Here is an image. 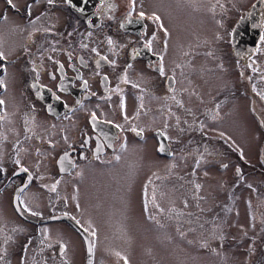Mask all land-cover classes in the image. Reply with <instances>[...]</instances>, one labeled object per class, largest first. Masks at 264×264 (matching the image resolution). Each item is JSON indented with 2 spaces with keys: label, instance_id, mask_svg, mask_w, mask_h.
<instances>
[{
  "label": "flooded vegetation",
  "instance_id": "af4514ba",
  "mask_svg": "<svg viewBox=\"0 0 264 264\" xmlns=\"http://www.w3.org/2000/svg\"><path fill=\"white\" fill-rule=\"evenodd\" d=\"M145 1L133 6L131 0H0V264L25 258L24 264H32L30 257L68 253L61 240L67 235H59L67 229L80 239L83 264L87 236L91 263L90 232L72 213V182L84 170L127 162L140 146L160 164L172 160L179 136L168 130L180 128L185 115L195 117L198 83L210 99L218 97L203 105L207 113L217 103L226 114L232 96L231 104L264 128V0H247L214 36V42H224L233 78L214 68L222 57L212 53L211 42L205 54H196L195 45L210 41L212 29L199 30L184 46H174L169 36L165 43L162 0H148L154 7L143 6ZM153 15L159 20L149 19ZM240 16L241 26L232 31ZM5 77L17 80L7 111ZM247 203L251 222L254 209Z\"/></svg>",
  "mask_w": 264,
  "mask_h": 264
},
{
  "label": "rangeland",
  "instance_id": "374dc122",
  "mask_svg": "<svg viewBox=\"0 0 264 264\" xmlns=\"http://www.w3.org/2000/svg\"><path fill=\"white\" fill-rule=\"evenodd\" d=\"M246 1L162 0L165 43L169 36L168 42L184 46L199 30L212 29L210 41L195 45L196 54H205L211 42L212 53L222 57L214 68L226 70L233 78L224 42H214V36ZM142 5L156 3L147 0ZM4 80L7 111L14 105L11 97L16 95L17 80ZM232 85L229 82V88ZM196 90L195 117L185 115L180 128L168 130L169 135L179 136L171 146L177 153L172 160L164 158L160 164L161 159L148 158L140 146L127 162L84 170L72 182L70 203H76L72 213L90 232L91 264H245L246 260L264 264V162L260 160L262 152L264 160V128L243 107L231 104L232 96L227 97L226 114L220 113L217 103L207 113L203 105L218 97L206 96L202 82ZM207 131L222 135L210 137ZM210 155L216 158L208 160ZM218 162H223L222 167ZM247 200L255 211L251 222ZM59 235H67V240H61L67 243L68 253L30 257L32 264H83L80 239L73 237L71 229L60 230ZM71 246L78 251L71 252Z\"/></svg>",
  "mask_w": 264,
  "mask_h": 264
},
{
  "label": "snow or ice",
  "instance_id": "6c2138e0",
  "mask_svg": "<svg viewBox=\"0 0 264 264\" xmlns=\"http://www.w3.org/2000/svg\"><path fill=\"white\" fill-rule=\"evenodd\" d=\"M51 2H52V0H49V3H51ZM8 3L11 4V3H12V0H8ZM131 3H132V5L134 6V4H135V0H131ZM131 14H132V13H131V11H130V12H129V15L131 16ZM144 17H145V13L140 12V13H139V18H140V19H143ZM149 19H153V20H157V21H158V20H159V17H156L155 15H153V16L149 17ZM261 41L264 42V36L261 37ZM109 43H111V41H109ZM146 47L151 48V41H148V42H147ZM93 51H95V49H93ZM2 58H3V56H2V54H0V59H2ZM129 67H131V65H129ZM160 72H161V74L163 75V68L160 69ZM105 79H106V78H105ZM125 82H127L126 79H125ZM0 103H3V101H0ZM121 106L123 107V101L121 102ZM92 119H93V120L96 119L95 114H93ZM109 123H110V122H109ZM117 127H119V125H117ZM133 131H135V129H133ZM16 163L19 164V161H16ZM68 163L71 164V161L69 160ZM20 171H21V172H24V173H27V172H28V169H27V168H21ZM29 179H31V176H29ZM55 187H56L55 185H52L51 190H52V191H55ZM19 191L22 192L23 189H19ZM21 204H23V201H21ZM24 210H25V211H28L27 208H25ZM32 215H38V213L33 212ZM86 231H87V230H86ZM92 235H94V232L92 233ZM117 255H119V254L117 253Z\"/></svg>",
  "mask_w": 264,
  "mask_h": 264
},
{
  "label": "water",
  "instance_id": "95a60500",
  "mask_svg": "<svg viewBox=\"0 0 264 264\" xmlns=\"http://www.w3.org/2000/svg\"><path fill=\"white\" fill-rule=\"evenodd\" d=\"M242 17H239V19L237 20V26L239 27L240 26V19H241ZM75 225H76V227H78L79 228V230H80V227L76 224V223H74ZM86 237V239H85V246H86V256H85V264H91L90 263V256H89V241H88V239H87V236H85Z\"/></svg>",
  "mask_w": 264,
  "mask_h": 264
}]
</instances>
